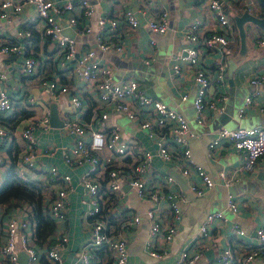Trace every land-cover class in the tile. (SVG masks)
I'll return each mask as SVG.
<instances>
[{
  "label": "built area",
  "instance_id": "built-area-1",
  "mask_svg": "<svg viewBox=\"0 0 264 264\" xmlns=\"http://www.w3.org/2000/svg\"><path fill=\"white\" fill-rule=\"evenodd\" d=\"M109 6L119 0H106ZM197 6H205L213 15L218 29L208 34L199 32V25L193 23L185 33V43L180 55L175 58L173 71L178 72L179 66L187 65L193 70V81L196 93L192 100L195 122L203 124L205 110L218 111L221 109L225 96L220 93L214 98L207 92L210 79L201 65L202 49L212 53H223L227 45L234 40V21L227 9H236L238 0H194ZM24 4L33 5L35 15L29 19L31 27L19 29L15 37L0 41V55H14L17 62V72L25 77H37L38 86L51 98L58 95H68L70 111L63 113L61 131L72 137V144L62 150V162L68 167L85 166L80 175V184L88 196L82 202L85 205L84 219L90 223L89 239L83 249L79 251L74 264H97L101 251H108L111 256L109 264H127V248L125 240L120 237L123 226L137 225L139 217L130 215L129 220L119 226L118 232L108 221L119 222L112 210L111 203L116 199L121 189V181H125L130 189L139 198L147 199L151 206L145 211V218L150 222L152 237H160L169 242L176 233V223L180 220L178 205L179 194L167 187L173 181L166 176H158L150 184L142 178L154 156L160 160L175 163L188 175L194 170L201 178L206 189L213 187L214 183L199 166L194 164L191 151L187 146L186 137L191 136L188 120L180 113L172 110L166 103L145 96L134 80L117 83L113 80L112 67L100 62V56L105 53L122 55L124 52L121 31L135 30L139 22L135 15L127 10L114 14L99 13L97 3L89 0H0V19L8 20L7 10L12 15L21 12ZM245 12L252 13L251 1L242 4ZM75 10H79L76 15ZM95 16V23L90 20ZM148 28L156 33L167 30L165 13L152 15L147 21ZM69 28L84 41L63 33ZM40 32L41 41L49 44L52 51L46 59L51 63V72L41 77L38 75L39 61L31 52L32 29ZM253 32V31H252ZM253 43L256 47L264 49V31L253 32ZM90 37V40H87ZM216 64V65H215ZM217 77L216 82L221 84L225 80L223 61L214 63ZM6 77L0 73V116L6 117L14 112L16 97L10 94L5 87ZM80 81L82 86L71 85V82ZM252 85L264 84V71L251 81ZM90 93L96 98V105L88 122H82L77 116L84 111L83 93ZM187 97L182 96L186 101ZM26 102L29 106L35 104L33 95H28ZM252 102L251 97L245 99L241 115ZM107 107L125 116L129 121H136L140 129L150 136L157 134L156 150L150 152L137 147L136 141L123 138L117 127L107 129L104 126L108 119ZM36 129L48 131L51 129L49 113L44 112L40 118H34L19 130V137L23 141V149L15 164V174L28 180L33 171L43 169L36 166V160L42 157H52L57 149L51 146L37 148ZM171 137L182 148H170L163 136ZM163 134V136H161ZM12 135L10 129L0 122V146L5 144ZM229 143L236 152L243 157L244 171L252 170L257 161L264 156V128L240 127L234 130L219 129L211 142L207 145L209 150L215 149L222 143ZM1 149V148H0ZM128 164V170L122 165ZM4 166V157L0 152V169ZM46 184L52 192V197L44 198V210L54 224V235L61 230V223L68 216L67 203L74 187L71 177L61 172L56 165H50L43 171ZM123 185V184H122ZM198 195L201 190L196 191ZM165 201L166 208L160 209V202ZM25 212L20 215L12 213L4 218L5 242L0 246V264H61V251L68 241L66 235L53 237V243L47 247H35L33 242L34 221L31 220L30 206H25ZM29 209V211H28ZM226 210L234 212L236 205L234 199L227 197ZM223 211H213L205 215L202 225L198 228L197 241L202 242L211 229L215 220H224ZM231 232L238 237L244 235L242 228L237 225L231 227ZM256 243L250 245L243 252L236 254L230 247L220 249L214 264H264V226L255 230ZM196 243L181 251L176 264H196L202 256L203 248ZM23 252L26 260H19V253ZM164 252L151 250L150 256L160 259Z\"/></svg>",
  "mask_w": 264,
  "mask_h": 264
},
{
  "label": "crops",
  "instance_id": "crops-1",
  "mask_svg": "<svg viewBox=\"0 0 264 264\" xmlns=\"http://www.w3.org/2000/svg\"><path fill=\"white\" fill-rule=\"evenodd\" d=\"M14 1L22 2V0ZM89 1L93 4L97 3L98 14H114L113 9L115 8L116 13L129 10L135 15L139 22L138 28L128 32L124 29L121 31L124 49L122 55L105 53L99 55L100 62L112 67L115 82L134 80L145 96L163 101L188 120V133L190 132L191 136L186 137V144L191 151L194 164L209 175L214 183L212 188L206 189L194 170H191L188 175H183L177 164L153 157L151 166L142 174L144 181L150 184L155 176L170 177L173 181L167 188L180 195L178 201L180 220L176 223V233L171 241L165 242L160 237L151 235L150 222L145 218V211L150 208L151 203L147 199L139 198L124 183L125 181H121V189L114 202L111 203V208L117 216L119 215V220L123 221V224L129 220L130 215L139 217L137 225H125L120 232V237L126 243L127 264H176L183 249L189 246L191 248L194 243L200 246L197 241L198 228L202 225L205 215L213 211H223L225 219L215 220L208 235L202 238L200 247L204 250L196 264H214L218 251L226 246L236 254L245 252L250 245L256 243L255 230L264 226V156L257 161L252 170L244 171L242 153L236 152L229 143L224 142L212 150H209L207 145L221 128L230 130L240 127L264 128V84L252 85L250 82L264 71V49L256 47L253 43V32L261 30L245 24V47H242L234 21L235 17L245 12L242 4L247 1L253 4L251 14L262 17L263 8L257 0H238L236 3L238 8L227 9L234 21V40L227 45L223 53L219 51L210 53L202 49L201 65L211 85L207 94L214 98L220 93L225 96V101L218 111L205 110L203 124L198 125L195 122L192 105L196 93L193 70L182 64L178 72H175L173 63L183 48L188 45L185 43L184 36L191 24L197 23L199 32L203 35L218 29L208 8L197 6L194 0H119L112 6H109L106 0ZM255 3L258 7H254ZM7 13L8 20L0 19L1 42L6 38L15 37L19 29L31 27L28 21L35 15V10L33 5L24 4L19 14L12 15L10 9ZM77 13L79 10H75L74 14ZM155 13L166 15L167 30L164 33L153 32L147 26V21ZM90 23H95V16L91 18ZM63 33L81 41L85 40L66 27ZM41 38L44 37L33 28L31 52L39 61L38 75L40 77L51 72V63L46 56L52 51L49 44L43 43ZM87 40H90V37H87ZM218 61H223L224 66L225 80L221 84L216 82L217 71L214 63ZM231 62L235 68L232 74H228ZM116 70L123 71L119 72L117 80ZM0 73L6 77V89L16 97L14 112L6 117L0 116V122L4 123L12 133L8 141L0 146V152L4 157V166L0 169V184L5 179L11 159L14 160L15 165L23 149V141L19 137L20 128L29 123L31 119L40 118L44 112L48 111L51 129L48 131L36 129L34 135L37 138L38 149L47 145L56 148L57 151L52 157L45 156L37 159L36 166L45 168L33 171L28 180L41 182L45 187V198H47L52 197V192L46 184L43 171L53 164L61 172L70 175L74 190L67 203L68 216L61 223L60 234L57 232V235H54L53 232L52 236L62 234L67 236L68 241L61 251V264H74L79 251L89 239L90 223L84 219L85 205L82 201L88 199V196L85 195L80 184V175L86 167H68L62 162V150L72 144L71 135L63 133L60 129L63 113L71 110L68 95L61 94L56 98H51L39 88L37 77H25L17 72L14 55H0ZM72 84L77 87L82 86L78 80L71 82ZM29 94L35 99L33 106H29L26 102ZM183 95L187 97L186 101L182 100ZM247 97H251L252 102L240 115L239 110L242 109ZM83 99L84 111L80 112L77 117L82 122H88L93 107L96 105V98L86 92L83 93ZM52 108L57 114V118L53 121L51 119ZM105 111L108 113V119L103 124L107 129L117 127L123 138L136 141L139 149L150 152L156 150L155 141L160 136L157 134L150 136L149 133L140 129L136 121H129L122 114L115 112L112 107H107ZM15 113L20 119L15 127H11L6 122L11 117H15ZM165 134L166 136L163 134L161 136L170 148H182L171 137H168L167 131ZM122 166L125 170L129 168L128 164ZM197 190H201L202 194L198 195ZM227 197L235 201L236 210L234 212L226 210ZM25 206L27 205L0 206V246L5 242L4 218L12 213L22 215L26 210ZM159 206L161 210L165 209V201H161ZM233 225L242 228L244 235L238 237L232 233ZM154 248L162 250L165 253L164 256L160 259L151 257L150 252ZM101 252L97 264H109L110 253ZM19 260L25 261V254H22V258L19 256Z\"/></svg>",
  "mask_w": 264,
  "mask_h": 264
},
{
  "label": "trees",
  "instance_id": "trees-1",
  "mask_svg": "<svg viewBox=\"0 0 264 264\" xmlns=\"http://www.w3.org/2000/svg\"><path fill=\"white\" fill-rule=\"evenodd\" d=\"M18 119L20 118L16 115L11 117L6 123L11 127H15L19 122ZM14 167V160L11 159L6 170L5 179L0 184V206H30L31 220L34 221L33 244L39 248L44 245L49 247L53 244L49 238L53 235L54 224L44 210L45 187L41 182L19 178L15 174ZM108 221L115 227L116 231L123 223L120 220L119 222L113 221L112 216L108 217ZM101 253H104V251Z\"/></svg>",
  "mask_w": 264,
  "mask_h": 264
},
{
  "label": "water",
  "instance_id": "water-1",
  "mask_svg": "<svg viewBox=\"0 0 264 264\" xmlns=\"http://www.w3.org/2000/svg\"><path fill=\"white\" fill-rule=\"evenodd\" d=\"M257 1L261 5L264 11V0H257ZM234 21H235V26L238 30V36H239V40H240L242 47H245V39H246L245 24L258 27V29L264 31V14L262 17H258L254 14L243 12L240 16L235 17ZM234 68H235V65H233V63L231 62L230 67L228 69V74H232V72L234 71L233 70ZM55 118H57L56 110L52 108V112H51L52 121ZM22 254L24 255L23 252L19 253L20 258H22Z\"/></svg>",
  "mask_w": 264,
  "mask_h": 264
},
{
  "label": "rangeland",
  "instance_id": "rangeland-1",
  "mask_svg": "<svg viewBox=\"0 0 264 264\" xmlns=\"http://www.w3.org/2000/svg\"><path fill=\"white\" fill-rule=\"evenodd\" d=\"M254 7H258V5L255 3ZM119 72H123L121 70H116V80L118 79V76H119Z\"/></svg>",
  "mask_w": 264,
  "mask_h": 264
}]
</instances>
